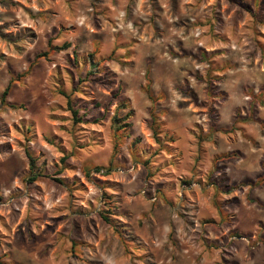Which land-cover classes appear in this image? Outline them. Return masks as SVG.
<instances>
[{
    "label": "rangeland",
    "instance_id": "obj_1",
    "mask_svg": "<svg viewBox=\"0 0 264 264\" xmlns=\"http://www.w3.org/2000/svg\"><path fill=\"white\" fill-rule=\"evenodd\" d=\"M10 80L0 264H264V0H0Z\"/></svg>",
    "mask_w": 264,
    "mask_h": 264
},
{
    "label": "trees",
    "instance_id": "obj_2",
    "mask_svg": "<svg viewBox=\"0 0 264 264\" xmlns=\"http://www.w3.org/2000/svg\"><path fill=\"white\" fill-rule=\"evenodd\" d=\"M65 46L66 45H64V47H56V49L65 48ZM47 55H48V52L47 51H44L42 53L37 54L36 57L38 58V57L47 56ZM146 72L148 74V71H146ZM12 82H13V80H10L8 82V84L6 85V87L4 88V90L2 91V93L0 94V100H1L2 103H5L6 102V97H7L8 93H9L10 88H11ZM177 90L181 91V88L180 87H177ZM246 92H247L246 95L250 98V101L252 103H254V104L257 103L259 105H264V87L261 88L258 93H254L252 91V89H247ZM149 98L152 99V97L150 95H149ZM8 106L9 107H12V108H16V105H14V104H8ZM210 111H212V108H210ZM72 113L73 114H76V111L73 110ZM238 117H239L238 114H236L234 121L238 120ZM241 121H247V119L245 118V119H242ZM214 131H216V129L213 127V125H211V132H214ZM25 154H26V156H27V158L29 160L30 170H32V167L34 165V159H33L31 153L28 150H25ZM35 176L36 175L32 176V178H30V179L34 180L35 179ZM258 204L261 205V203H258ZM101 217H102V219L105 222H107V223H110L111 222L108 215H101Z\"/></svg>",
    "mask_w": 264,
    "mask_h": 264
},
{
    "label": "built area",
    "instance_id": "obj_3",
    "mask_svg": "<svg viewBox=\"0 0 264 264\" xmlns=\"http://www.w3.org/2000/svg\"><path fill=\"white\" fill-rule=\"evenodd\" d=\"M233 238H234V236H233Z\"/></svg>",
    "mask_w": 264,
    "mask_h": 264
}]
</instances>
